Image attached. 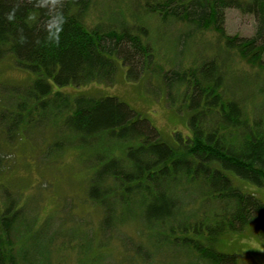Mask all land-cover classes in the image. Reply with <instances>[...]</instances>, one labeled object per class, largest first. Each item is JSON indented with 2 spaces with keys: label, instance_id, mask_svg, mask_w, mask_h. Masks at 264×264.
<instances>
[{
  "label": "trees",
  "instance_id": "16d2710c",
  "mask_svg": "<svg viewBox=\"0 0 264 264\" xmlns=\"http://www.w3.org/2000/svg\"><path fill=\"white\" fill-rule=\"evenodd\" d=\"M136 1L142 17L186 25L187 36L215 32L220 45L191 65L165 68L140 16L113 25L90 18L96 0H0V61L34 75L0 83V149L53 130L45 157L68 149L81 155L91 171L84 200L100 210L92 233L80 223L56 224V213L39 223L1 183L0 264H55L50 248L61 236L63 246L76 241L79 254L94 247L75 264L147 263L160 250L195 264H238L216 248L222 235L251 226L264 242V202L234 180L264 188V82L257 80L264 77V0ZM231 7L256 16L251 36L225 31ZM60 17L57 42L50 33ZM119 65L130 80L159 75L168 101L189 110L190 135L175 131L166 141L116 97L60 90L112 82ZM113 242L123 247L118 255L107 251Z\"/></svg>",
  "mask_w": 264,
  "mask_h": 264
},
{
  "label": "rangeland",
  "instance_id": "374dc122",
  "mask_svg": "<svg viewBox=\"0 0 264 264\" xmlns=\"http://www.w3.org/2000/svg\"><path fill=\"white\" fill-rule=\"evenodd\" d=\"M136 2L96 0L95 11L91 12L90 18L110 21L109 23L115 25L122 17L130 22H137L139 20L135 17L140 16L139 22L148 27L149 38L155 43L156 61L165 68L191 65L193 60H201L202 56L212 53L221 43L217 34L212 31L193 32L192 36H187L191 28L186 25L175 23L162 27L156 17H142V11ZM113 12H116V15H113ZM114 17L116 20L113 21ZM256 23V16L252 13H243L234 7L225 9L224 28L230 35L251 36ZM29 77L33 78L34 75L15 66L13 60L5 58L0 61V83L17 84L25 82ZM257 80L263 83L264 77ZM54 89L57 88L54 86ZM60 90L69 94L86 92L116 97L146 118L166 141L172 142L175 131L183 136L190 135L189 110L186 107L179 108L180 102L171 104L168 101L164 85L157 74L145 73L138 80H130L126 77V68L119 65L112 82L90 83L82 87L67 86ZM52 136L53 130L42 128L37 133H27L23 141L1 145L4 148L0 149V184L18 192L22 202L28 203L29 214L37 216L39 223L49 214L56 213L53 219L56 224L63 220L67 225L80 223L87 226L86 230L92 233L90 229L95 230L93 224H97L100 210L84 200L85 185L91 173L87 168L89 164L84 165L83 157L71 149L46 158L45 149ZM234 180L245 191L255 194L264 202V188L238 178ZM125 229L129 234L132 233L130 227ZM65 238H56V243L50 248V257L55 264H75L78 258L89 256L95 251L93 247L89 253L79 254V247H74L76 241L71 242L69 247L61 244V239L64 241ZM216 248L235 254L238 264H264V242L256 236L251 226L241 232L225 233L218 240ZM121 250L123 247L118 242H113V245L107 248V251L114 255H118ZM158 253L160 254L155 261L147 263L108 258L103 264H195L182 252H170L168 255L165 250H160Z\"/></svg>",
  "mask_w": 264,
  "mask_h": 264
},
{
  "label": "clouds",
  "instance_id": "9594fccd",
  "mask_svg": "<svg viewBox=\"0 0 264 264\" xmlns=\"http://www.w3.org/2000/svg\"><path fill=\"white\" fill-rule=\"evenodd\" d=\"M9 19H12V15L10 14ZM62 23H63V17H60L59 18V21L57 22L56 24V27H55V32L53 33H50V38L51 39H55L57 42L59 41V33L61 31V26H62Z\"/></svg>",
  "mask_w": 264,
  "mask_h": 264
}]
</instances>
